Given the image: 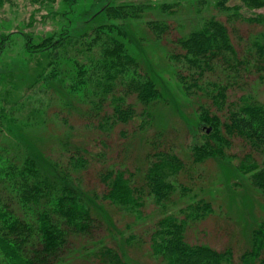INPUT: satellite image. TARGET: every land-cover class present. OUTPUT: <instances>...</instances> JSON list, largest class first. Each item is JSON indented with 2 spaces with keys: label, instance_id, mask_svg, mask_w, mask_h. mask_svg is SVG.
<instances>
[{
  "label": "trees",
  "instance_id": "1",
  "mask_svg": "<svg viewBox=\"0 0 264 264\" xmlns=\"http://www.w3.org/2000/svg\"><path fill=\"white\" fill-rule=\"evenodd\" d=\"M38 2L40 6L50 4L48 0ZM2 5L4 0H0ZM76 5L77 0H62L61 17L73 15ZM151 8L152 4L105 0L96 14L85 20L79 34H72L75 25L69 23L60 33L38 40L24 35L27 58L5 66L7 74L1 78L12 90L0 107V264H73L79 259L129 264L123 246L141 239L135 234L126 237L116 227L109 207L143 220L149 197L160 215L145 231L142 245H148L160 264H234L232 248L218 251L187 241L188 230L208 219L214 209L179 183L187 164L180 156L165 149L155 152L141 185L135 183L129 169L109 166L99 173L102 190L89 193L80 174L93 163L90 147L71 148L69 142H62L58 155L55 151L45 153L35 148L20 126L24 119L37 128L45 123L54 104L73 105L79 100L98 114L99 129L109 135L116 126L136 120L127 92L145 107L162 99L157 82L142 70L124 42V25L133 19H147L158 37L169 32L166 18H148ZM214 11L175 42L177 53L171 55L185 92L189 96L202 94L210 103L199 114V124L209 127L204 143L191 149V158L197 164L211 159L235 163L228 151L235 141L243 142L246 156L236 169L249 175L264 196V98L241 86L243 79L255 73V84L264 88V32L249 38V47L247 39L239 50L234 40L237 29L232 24L264 25V0H218ZM248 11L255 15L246 16ZM13 36H0V57ZM122 87L126 93L120 91ZM29 98L37 107L31 111L33 118H23L19 106ZM36 114L39 119H34ZM178 192L185 206L174 211L178 203L173 197ZM239 264H264V221L253 229L250 247Z\"/></svg>",
  "mask_w": 264,
  "mask_h": 264
},
{
  "label": "rangeland",
  "instance_id": "2",
  "mask_svg": "<svg viewBox=\"0 0 264 264\" xmlns=\"http://www.w3.org/2000/svg\"><path fill=\"white\" fill-rule=\"evenodd\" d=\"M48 1L50 4L40 6L38 0H4V5L0 6V36L14 35L13 42L7 45L5 53L0 57V107L3 106V98H8L6 94L12 90L11 85L1 78L6 77L5 66L27 58L24 35H33L38 40L60 33L69 23L75 25L72 34H79L84 29L85 20L96 14L105 4V0H77L73 15L63 18L62 0ZM217 1L118 0L124 4H152L153 9L147 10L148 18L161 16L170 24L169 32L161 37L151 30L145 18L129 20L124 25V42L130 54L137 59L142 70L157 82L164 95L159 101L145 107L135 95L127 92V101L137 113L135 121L118 125L106 135L99 129L98 114L91 106L74 100L73 105L54 104L51 110L47 111L46 120L45 116H41L45 123L37 128H31L30 122L24 119L20 126L26 129V135L35 148L45 153L55 151L53 154H56L60 148L58 145L62 142H69L71 148L83 144L87 148L90 147L94 155L93 163L88 170L80 174L82 186L89 193L102 190L99 173L109 166L129 169L134 174L135 183L141 185L144 170L155 152L165 149L180 156L187 164L179 177V183L199 194L201 197L197 200L203 198L210 202L214 209L208 219L188 230L187 241L190 244H207L218 251L232 248L234 264H239L242 253L250 247L253 229L264 221V196L252 185L249 175H244L236 169L246 156L247 146L243 142L235 141L228 151V156L232 157L235 163H232L231 159H211L203 164L194 163L191 149L204 143V134L209 128L199 124V114L203 108H207L206 106L210 107V103L202 94L189 96L185 92L177 77L178 64L171 58L172 54L177 53L175 42L188 36L202 18L215 14ZM164 6L165 11L162 10ZM254 13L248 11L246 16H253ZM260 13H263V10L256 12ZM232 24L237 29L234 40L239 50L245 46L247 39L249 47V38L264 32V25H245L242 21H233ZM256 76L258 75L255 73L250 74L241 81V86L244 90H256L259 98L263 99L264 88L255 84ZM244 82L248 83V86ZM120 91L126 93L124 87ZM32 98L22 107L19 106L21 117L33 118L31 111H34L37 105L33 103ZM43 101L48 103L47 99ZM212 110L214 111L213 108ZM35 117L38 118L34 119H39L40 115L36 114ZM62 119H66L69 126L64 124ZM178 194L180 193L173 197V202L178 203L174 211L185 206V203L180 202ZM157 209L153 199L146 198L144 219L139 220L122 210L109 207V214L116 227L126 237L135 234L141 239V244L123 246L129 264H160L151 256L148 245H142L146 237L145 231L159 218ZM106 225L108 232L109 226ZM127 225L132 228L129 229ZM73 264L95 263L79 259L73 261Z\"/></svg>",
  "mask_w": 264,
  "mask_h": 264
}]
</instances>
